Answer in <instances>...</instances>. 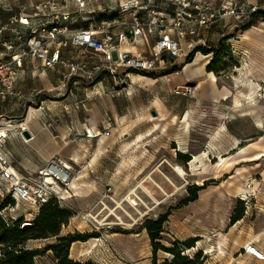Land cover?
<instances>
[{"label":"rangeland","instance_id":"1","mask_svg":"<svg viewBox=\"0 0 264 264\" xmlns=\"http://www.w3.org/2000/svg\"><path fill=\"white\" fill-rule=\"evenodd\" d=\"M206 39L201 47H215L222 40L221 54L209 72L205 66L211 54L193 53V64L186 65V57L197 46L187 50L186 40H179L180 57L154 78L132 72L129 80H123L122 73L121 81L104 74L86 80L26 63L15 83L18 96L0 99V121L22 120L29 107L42 102L38 119L48 122L61 146L77 140V158L58 156L59 152L47 158L73 164L81 178L92 182L94 202L89 195L77 196L66 201L68 208L86 211L87 204L94 205L103 195L115 202L103 200L108 210L97 217L96 229L79 218L60 228L61 236H91L73 243L70 257L96 264H149L151 245L142 223L164 213L169 216L157 243L170 248L190 240L183 253L193 258L200 252L203 264H247L228 259L226 252L243 254L241 247L248 243L264 255V20H251L246 30L228 21L213 27ZM84 53L71 51L69 56ZM177 86L186 87V94H175ZM33 122L34 117L27 115L22 122L25 131ZM87 128L102 136L86 138ZM7 148L22 173V167L38 161L20 139L10 138ZM171 166L183 169L184 179ZM77 183L83 186L76 195L89 187L85 179ZM194 187L200 189L197 199L182 205ZM134 188L133 207L124 200ZM8 204L13 207L9 215L21 219V224L33 221L38 213L23 203L14 207L10 199ZM235 208L243 216L231 224ZM53 242V237L30 240L25 246L39 249ZM156 257L158 263L171 259L163 251ZM54 263L50 251L34 258V264Z\"/></svg>","mask_w":264,"mask_h":264},{"label":"built area","instance_id":"2","mask_svg":"<svg viewBox=\"0 0 264 264\" xmlns=\"http://www.w3.org/2000/svg\"><path fill=\"white\" fill-rule=\"evenodd\" d=\"M260 10H264V0H0V99L18 96L15 83L26 63L43 70L60 69L67 77L81 75L86 80L104 74L121 81L119 73L129 80L132 72L163 71L180 57L179 40H186L187 50L205 46L213 27H223L228 21L244 27ZM125 15H129L128 21ZM71 51L85 53L73 58ZM186 92L182 86L174 91ZM41 104L37 110H42ZM22 120L0 121V206L9 198L14 207L23 203L33 211L49 201L68 208L66 201L76 196L71 182L82 179L78 175L81 170L54 157L36 171L20 172L12 163L7 143L15 138L26 144L24 129H7L5 135L1 130L6 122ZM83 131L86 138H97L89 137L87 129ZM104 199L114 202L110 195H103L86 211H73L76 215L71 219L79 218L96 229L97 217L108 210ZM98 205L100 210L93 213ZM9 208L13 210L10 204L0 208V218L7 226L16 221ZM31 221L25 219L21 226H29ZM241 250L264 261L250 243Z\"/></svg>","mask_w":264,"mask_h":264},{"label":"trees","instance_id":"3","mask_svg":"<svg viewBox=\"0 0 264 264\" xmlns=\"http://www.w3.org/2000/svg\"><path fill=\"white\" fill-rule=\"evenodd\" d=\"M256 19L264 20V11H257L252 15V22ZM250 24L246 25L244 30L248 29ZM200 51L203 55L211 54V58L205 66L207 72L212 71V66L215 60L219 57L222 51V40L217 43L215 47H201L198 46L186 57L185 64L192 61L193 53ZM183 66V65H182ZM181 66V67H182ZM180 67V69H181ZM179 70L173 69V72ZM150 78L155 77V73H136ZM191 197H188L182 202V205H187L197 199V191L200 189L194 187ZM8 198H5L0 206L3 207L8 204ZM74 216V212L68 208L61 207L55 201H49L42 205L36 217L33 219L29 226H21V219H18L7 226L0 218V264H34V258L50 251L55 259L54 264H96L90 260L80 262L70 258L69 250L71 245L76 241H86L91 236H83L77 233L60 235V228L67 225L69 220ZM169 213L160 215L156 220L145 219L142 223V228L146 231L151 245V263L150 264H203L205 258L202 257L200 252L196 253L193 258L183 254L184 246H190V240L183 244L175 242L172 247L165 248L157 241L162 240L164 233V224L167 222ZM243 213L237 208L234 209L230 219L231 224L242 219ZM54 238V242L46 244L39 249L26 248V243L30 240H44ZM163 251L170 254V260H163L161 263L157 262V252Z\"/></svg>","mask_w":264,"mask_h":264},{"label":"crops","instance_id":"4","mask_svg":"<svg viewBox=\"0 0 264 264\" xmlns=\"http://www.w3.org/2000/svg\"><path fill=\"white\" fill-rule=\"evenodd\" d=\"M127 17H129V15H125L123 18L127 19ZM192 64L193 63H189L186 65L190 66ZM31 109H33V107H30V110ZM40 111L41 110L33 111V113L31 114L34 117V122L31 124L28 131H29L31 136H34V139H33V142L31 144L30 143L25 144L26 146H28L30 148V152H32V154L34 155V158L38 159V161L30 163L27 167H22L23 169L29 170V171H36L37 169H39L40 167H42L44 165L45 161L47 160V158L49 156H56V154L58 152L60 153V155H58V156L68 157L70 155V159H72L74 157L77 158L78 154L80 153L76 139L69 140L67 143L68 144L67 146H61L60 141L59 142L57 141L58 136H53L51 131L47 127L48 122H43L41 119H38ZM49 126H51V125L49 124ZM51 128H52V126H51ZM62 135H63L62 140L65 141L64 133ZM84 179H85V182L88 183L89 187H88V189L84 190L83 193H78L77 196L81 198V197H85V196L89 195L88 197H90L89 198L90 203H93L95 200V197H96L95 191L92 190L94 187L92 185V182L90 183V181L87 180V176L85 178H82L81 180H84ZM86 192H88V193H86ZM77 196H75L74 198H77ZM71 199H69V200H71ZM89 207H91L90 204H87L86 209ZM86 209H84V210H86ZM81 212H83V211H81ZM226 254L228 256V259H232L234 261L239 260V261H241L243 263H247V264H256L259 261V260L254 259L251 256H248V255H245L242 253L237 254V251H234V252L228 251V252H226ZM209 257H211V256L207 254V258H209ZM70 258L75 260V261H80V259L78 257H75V258L70 257ZM150 263H151V260H150Z\"/></svg>","mask_w":264,"mask_h":264},{"label":"bare ground","instance_id":"5","mask_svg":"<svg viewBox=\"0 0 264 264\" xmlns=\"http://www.w3.org/2000/svg\"><path fill=\"white\" fill-rule=\"evenodd\" d=\"M244 36H246V33H244ZM133 78H139V79H141L142 77L141 76H133ZM142 80V79H141ZM250 89H252V88H250ZM32 111V112H31ZM33 111H39V110H37L36 108H33V109H31L30 110V107H29V109H28V112H27V114H26V116H25V118L21 121V122H19V123H9V122H6L3 126H2V129H4V131H2V133L5 135V130H7V129H11V128H15V127H17V126H19V127H23V129H24V126H22V122H24L25 121V119H26V117H27V115H31L32 113H33ZM187 118H188V114H186V116H185V121H187ZM24 131H25V129H24ZM87 131H88V133H89V131L92 133V136H89V137H98L99 136V134L96 132L95 134H93V132H92V130L89 128H87ZM27 132H28V130H27ZM94 132H95V130H94ZM29 133V132H28ZM30 134V133H29ZM84 134H85V132H84ZM31 136V135H30ZM102 136V135H101ZM26 139V138H25ZM26 140H28V139H26ZM53 159V158H52ZM64 165H66V166H68V163L67 162H62ZM171 169L173 170V172L178 176V177H180L181 179H184V177H185V173H184V171H183V169H181L180 167H172L171 166ZM79 175V174H78ZM79 178H81V175H79ZM77 180H78V178H74L73 180H72V182H71V187H72V189H75V194H77V192H78V190L80 189V187L81 186H83L82 184L80 185L79 183H77ZM139 187H141V186H139ZM135 192H136V188H134V190L132 189V191H130V193L126 196V198H125V202H127V203H129L130 205H132L133 207L136 205V200L134 199H132L130 196H135ZM77 196V195H76ZM136 198V197H135ZM111 215H113V213H111ZM255 250L257 251V252H260L261 253V255H263V253L261 252V251H259V250H257L256 248H255ZM264 256V255H263Z\"/></svg>","mask_w":264,"mask_h":264},{"label":"water","instance_id":"6","mask_svg":"<svg viewBox=\"0 0 264 264\" xmlns=\"http://www.w3.org/2000/svg\"><path fill=\"white\" fill-rule=\"evenodd\" d=\"M152 115H155V113L152 112ZM22 136H24L26 139L30 138V134L27 131L22 132Z\"/></svg>","mask_w":264,"mask_h":264}]
</instances>
